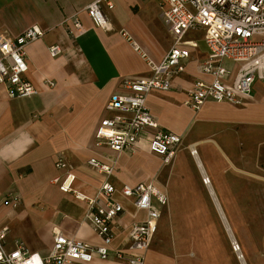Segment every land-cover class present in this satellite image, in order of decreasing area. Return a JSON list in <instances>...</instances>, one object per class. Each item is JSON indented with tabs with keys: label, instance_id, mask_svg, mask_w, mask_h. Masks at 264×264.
Listing matches in <instances>:
<instances>
[{
	"label": "crops",
	"instance_id": "obj_1",
	"mask_svg": "<svg viewBox=\"0 0 264 264\" xmlns=\"http://www.w3.org/2000/svg\"><path fill=\"white\" fill-rule=\"evenodd\" d=\"M92 1L0 0V35L17 37L32 26L44 32L26 48L29 69L25 78L38 93L12 98L0 85V230L8 228L4 247L12 250L23 242L30 251L46 257L55 231L102 244L88 220L89 204L53 182L65 176V170L55 164L58 157H64L74 166V189L93 197L103 183L110 182L115 186L112 199L124 208L113 224L115 238L109 258L97 256L91 263L71 264H128L116 257V251L128 245L130 226L147 215L121 189L150 182L167 193L171 205L167 212L166 206L155 203L161 217L145 264H193L157 251V234L166 222L162 216L173 217L178 211L173 202L183 201L200 186L213 203L219 232L227 233V224L232 225L223 202L254 199L247 192L264 178V84L255 80L252 98L243 105L207 101L199 111L186 105L194 83L211 80L202 69L207 56L203 33L191 30L187 39L196 46L190 49L185 71L173 77L169 91H154L147 97L159 129L183 139L170 177L162 157L150 151L145 140L135 151L115 152L106 144L98 145L96 129L111 114L106 109L111 95L121 90L126 79L152 74L147 58L134 49L132 41L158 63L172 37L160 17L159 0H113L112 8H104L107 28L97 26L88 16L85 8ZM53 45L61 48L55 57L50 54ZM229 66L235 72L237 65ZM193 147L203 169L191 153ZM92 157L114 164V173L107 175L92 167L88 163ZM184 172L187 177L182 176ZM204 174L210 179L208 185ZM9 194L20 197L18 206L5 203ZM224 246L232 248V244Z\"/></svg>",
	"mask_w": 264,
	"mask_h": 264
},
{
	"label": "built area",
	"instance_id": "obj_2",
	"mask_svg": "<svg viewBox=\"0 0 264 264\" xmlns=\"http://www.w3.org/2000/svg\"><path fill=\"white\" fill-rule=\"evenodd\" d=\"M160 17L163 19L172 44L160 62H154L132 41L136 51L147 58L151 76L126 79L121 90L114 92L106 109V116L96 129L97 144H106L115 152L135 151L145 140L150 151L162 157L164 164L170 163L182 145V136L159 129V124L147 106V97L154 91H169L172 80L186 69L191 58V47L196 43L187 39L191 30L203 33L207 56L203 72L211 76L210 81L198 80L188 92L185 104L199 111L207 101L243 105L250 100L255 80L264 84V0H159ZM113 0H93L85 10L99 27L107 28L108 17L105 7L112 8ZM76 26L81 23L76 20ZM44 32L38 26L27 28L17 37L0 35V85L9 97H30L38 89L25 78L29 69L27 46L40 39ZM131 40V39H130ZM58 45L50 47V54L59 55ZM229 64L237 65L234 72ZM52 86L53 83L49 82ZM88 163L99 172L112 175L115 165L97 157ZM56 167L65 170L64 177H56L61 191L72 193L89 204V223L102 239V244L93 245L76 238H70L61 231H55L54 244L46 257L32 252L23 242H17L12 250L4 247L8 228L0 230V264H71L79 261L91 263L95 257L108 259L110 247L115 238L113 224L124 213L123 206L112 199L115 186L105 182L96 196H89L74 189V166L64 157L56 159ZM207 184V180L204 178ZM123 195L131 197L135 207L146 212V219L135 221L129 228L128 245L116 251L118 259L128 264H145L154 237L158 230L161 213L169 198L166 192L153 182L135 186L124 185ZM21 199L9 194L7 205L16 207ZM234 251H240L233 243Z\"/></svg>",
	"mask_w": 264,
	"mask_h": 264
},
{
	"label": "rangeland",
	"instance_id": "obj_3",
	"mask_svg": "<svg viewBox=\"0 0 264 264\" xmlns=\"http://www.w3.org/2000/svg\"><path fill=\"white\" fill-rule=\"evenodd\" d=\"M175 158L168 164L163 162L167 178L170 177L169 170ZM186 173H182V176L187 177ZM198 187L200 189L197 191L189 192L188 196L186 194L183 201L173 202L174 205L178 204V211L174 212L173 217L162 216L166 222L157 234L160 239L155 245L157 251L179 260L188 259L193 264H238L233 247L229 249L224 246L231 245V240L226 232H219L213 203L204 189ZM226 188L234 190L236 187ZM251 190L247 193L252 194V201L223 202V205L248 264H264V178L260 177L258 185ZM170 205L169 201L167 212ZM231 210L235 213L234 219Z\"/></svg>",
	"mask_w": 264,
	"mask_h": 264
},
{
	"label": "bare ground",
	"instance_id": "obj_4",
	"mask_svg": "<svg viewBox=\"0 0 264 264\" xmlns=\"http://www.w3.org/2000/svg\"><path fill=\"white\" fill-rule=\"evenodd\" d=\"M208 140V139H207ZM206 141V140H205ZM202 142V141H201ZM193 145V144H192ZM192 145H191V147H192ZM194 146V145H193ZM191 153H192V155H195V158H196V160H197V162H199V158H198V155H197V152H196V150H195V148L193 147V148H191ZM199 164V166L201 167V164H200V162L198 163ZM202 168V167H201ZM203 169V168H202ZM202 171V170H201ZM203 172H204V170H203ZM204 178L207 180V185L210 183V179L208 178V176L207 175H203V180H204ZM213 191V190H212ZM211 191V192H212ZM215 196V195H214ZM230 227V228H229ZM227 234H228V236H229V238H230V240H231V244L233 245V243H237L238 245H239V247H240V251H235V253H236V256H237V258H238V260L241 262V264H248V262H247V260H246V258H245V255H244V253H243V251H242V248H241V246H240V243H239V241L237 240V238H236V236H235V234H234V232H233V228L230 226V224L228 223L227 224ZM233 247V246H232ZM234 250V249H233Z\"/></svg>",
	"mask_w": 264,
	"mask_h": 264
}]
</instances>
